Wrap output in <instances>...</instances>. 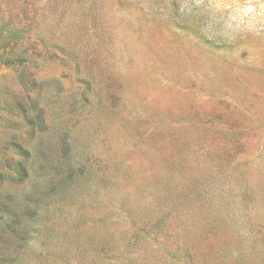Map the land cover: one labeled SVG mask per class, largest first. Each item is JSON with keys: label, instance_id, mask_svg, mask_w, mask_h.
<instances>
[{"label": "rangeland", "instance_id": "obj_1", "mask_svg": "<svg viewBox=\"0 0 264 264\" xmlns=\"http://www.w3.org/2000/svg\"><path fill=\"white\" fill-rule=\"evenodd\" d=\"M0 264H264V0H0Z\"/></svg>", "mask_w": 264, "mask_h": 264}]
</instances>
